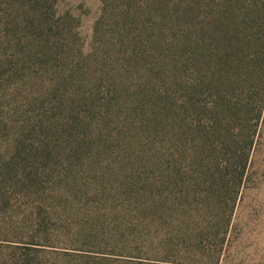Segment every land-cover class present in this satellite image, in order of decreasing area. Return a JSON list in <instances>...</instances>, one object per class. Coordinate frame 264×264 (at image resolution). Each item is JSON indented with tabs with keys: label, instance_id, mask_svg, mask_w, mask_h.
Instances as JSON below:
<instances>
[{
	"label": "trees",
	"instance_id": "1",
	"mask_svg": "<svg viewBox=\"0 0 264 264\" xmlns=\"http://www.w3.org/2000/svg\"><path fill=\"white\" fill-rule=\"evenodd\" d=\"M101 3L93 124L121 119L114 129L142 155L126 189L97 207L129 215V236L117 251L95 233L93 252L118 264L251 262L237 241L255 223L253 208L241 217L246 192L264 186V0ZM101 55L116 69L105 72ZM24 151L0 107V264H20L18 250L39 242L24 235ZM105 191L93 185L94 196Z\"/></svg>",
	"mask_w": 264,
	"mask_h": 264
},
{
	"label": "rangeland",
	"instance_id": "2",
	"mask_svg": "<svg viewBox=\"0 0 264 264\" xmlns=\"http://www.w3.org/2000/svg\"><path fill=\"white\" fill-rule=\"evenodd\" d=\"M5 1L0 3V107L10 137L25 146L17 158L26 182L24 235L39 241L18 250L20 264H93V256L102 255L110 260L101 264H118L120 255L93 252V234L119 251L130 233L129 215L97 207L108 204L105 195L126 189L142 152L130 134L114 129L121 119L108 128L93 124V30L101 0ZM95 60L105 72L116 69L108 56ZM93 185L106 188L105 194L94 196ZM249 208L256 210L255 223L239 237L238 247L252 253L247 264H264V186L246 192L244 220Z\"/></svg>",
	"mask_w": 264,
	"mask_h": 264
}]
</instances>
